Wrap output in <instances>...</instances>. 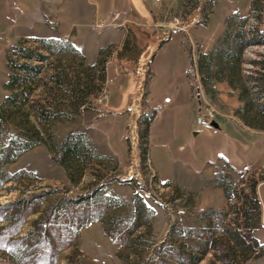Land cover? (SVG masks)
<instances>
[{
	"label": "rangeland",
	"instance_id": "rangeland-1",
	"mask_svg": "<svg viewBox=\"0 0 264 264\" xmlns=\"http://www.w3.org/2000/svg\"><path fill=\"white\" fill-rule=\"evenodd\" d=\"M49 1L0 0V174L8 178L0 185V264H264L253 242L239 247L231 237L251 231L264 195V120L255 119L264 106V0H172L177 17L208 25L209 39L217 40L202 34L191 43L182 33L188 63L194 55L200 62L212 53L233 54L235 88L213 86V75L200 74L202 88L194 85L190 102L178 83L181 49L173 39L145 71V99L120 112L97 106L103 65H86L67 40L48 41L50 53L46 39L18 35L33 29L38 15L55 24L44 13ZM162 32L161 40L179 34L175 26ZM20 63L40 66V73L28 75ZM67 77L87 80L78 101L64 94ZM135 78L134 70L133 82L113 92L112 101L129 103ZM197 94L217 111L218 127L196 124ZM103 126L119 136L121 156L113 154L118 139L99 134ZM68 134L81 135L86 154L65 170L58 158ZM171 157L173 164L220 175L216 184L223 181L225 195L215 188L209 229L204 223L206 229L189 230L178 216L176 186L160 180L173 176ZM161 207L167 219L157 218Z\"/></svg>",
	"mask_w": 264,
	"mask_h": 264
},
{
	"label": "crops",
	"instance_id": "crops-1",
	"mask_svg": "<svg viewBox=\"0 0 264 264\" xmlns=\"http://www.w3.org/2000/svg\"><path fill=\"white\" fill-rule=\"evenodd\" d=\"M174 8L172 0H50L44 13L53 17L56 21L55 24L45 23L43 21L44 14L38 15L33 29L23 31L18 35L27 33L38 39L43 37L42 39H46L47 42L67 40L73 49L77 50L81 61L86 65H103L105 75L101 82L109 87L108 109L112 112L124 110L129 103L121 104L119 96L112 101L110 95L122 89L126 90L130 80L131 82L134 80V70L138 65L144 63L147 68L152 67L158 53L163 49H168L173 39L178 40L181 49V66L179 68L181 76L178 83L188 89L190 102L194 100L190 93L194 85L195 90L202 88L199 80L200 74L213 75V86L226 84L228 90L235 88L226 77H216L218 59L216 53L207 57V60H210L207 67L203 61L198 62L199 56L195 55L191 64L188 63L186 51L181 45L183 42L182 33L186 34L191 43L195 42L202 34L206 35L207 42H216L217 40L209 39L208 25L196 26L189 24L188 20L185 21L187 25H184L183 28L181 26L176 28L179 30V34L172 32L165 40L160 39V32L162 33L164 29L175 24L177 15ZM116 12H118L117 16H115ZM207 49H211V46ZM161 55L163 56V53L159 57ZM2 62H4L3 59ZM132 88V86L129 90L127 88L128 93L125 101H128ZM111 101L113 105H110ZM97 130L106 139H111V137L114 140L118 139L117 143L113 142L114 145H117L114 155L121 156L124 153L119 136L112 135L110 127L103 126ZM170 161L174 168L173 176L165 179L160 178V180L166 182V185L173 183L176 186V196L180 201L178 216L185 220V223L190 227L189 230L198 229V227L205 228L210 224L209 220L214 218L215 188L225 195L224 186L221 183L223 181L216 184L220 180V175L217 174V170L212 168L193 167L188 164L180 166L178 161L173 164L172 157ZM195 193L198 196L194 198ZM259 205L260 212L257 222L252 226L251 231L247 232H250L256 241L255 250L264 251V195L259 198ZM157 210L159 211L157 218L167 219L162 207ZM201 221L202 223H200ZM208 233H210L209 230ZM243 240L244 243L248 242ZM259 258H264V255Z\"/></svg>",
	"mask_w": 264,
	"mask_h": 264
},
{
	"label": "trees",
	"instance_id": "trees-1",
	"mask_svg": "<svg viewBox=\"0 0 264 264\" xmlns=\"http://www.w3.org/2000/svg\"><path fill=\"white\" fill-rule=\"evenodd\" d=\"M37 41H41V42L44 41L45 42V40H43V39H37ZM44 42H43V44H44ZM45 47L50 53H55L51 49V46H50V44L48 42H47V45ZM19 54L22 57H31L30 56L31 53L29 51H26V50H19ZM232 55L233 54H230V53H227V54H222V52L216 53V57H218L217 62H216L217 77H219V75H224V76L228 75V77H229L228 80L230 81L231 84L233 83V80L237 78L235 75H237L238 70H239L238 64H237V58H233ZM44 59H45V55L38 54L37 60L42 61ZM209 61L210 60H206V59L203 61L205 63V67H207L209 65L208 64ZM16 67L20 71L24 70V72L27 73L28 75L39 74L40 73V66L34 67L31 64L20 63V64L16 65ZM61 74H62V72L59 71V75H61ZM18 75L19 74L16 73V75L13 76V78L15 80L13 78H11L12 85H13V83H15ZM65 75H66V73H65ZM261 75L263 76L264 74H261ZM55 78H56V76H55ZM66 79L68 80L70 87L67 88V89L64 88V92H65L64 94H66V93L72 94L75 98H77V100H75V101H78V99H79L78 98V93H80V89H85V88H83V85L86 84L87 80L85 81V84H83L81 79L77 80L76 82H73L68 77ZM26 80L30 81L28 78H26ZM246 80H247V78H246ZM57 81L59 82L60 79L57 78ZM64 82H65V80H64ZM58 84H61V83H58ZM64 85L65 84H63V87H64ZM237 87H239L243 91L247 90V88L244 87L242 84L237 86ZM58 90H60V89H58ZM263 91H264V89H263ZM51 92H52L53 95H55L54 94L55 93V87L51 88ZM247 108H249V104L247 105ZM257 112H258V114L256 116H258V117H256L255 119H256V121H261L262 122L264 120V106L260 105L258 110H257ZM243 120L247 124L250 123V121L248 120L247 116L246 117L243 116ZM82 144L83 143H82L80 134L79 135L68 134L64 138V140L62 141V143H61V145L59 147V155L60 156L58 158V161L64 166L65 170H69L68 166L73 165L74 162H76L77 160H80L83 157V155L86 154V151L83 148ZM6 158L7 157L3 156L2 157V162L6 161ZM69 176H70V173H69ZM7 179L8 178L6 176L4 177L2 174H0V185L2 184V182H4ZM253 201L257 202L256 200H253ZM245 215H246V212H245ZM231 237L236 240V243L238 244L239 247H241V246H248L249 247L250 241L254 242V245L256 246V244H255L256 241H255L254 237L250 234V232H245L243 234L242 238H241L239 236V234H236L233 231V232H231ZM243 239H245L248 242L244 243ZM232 249H233V251L237 250L234 247Z\"/></svg>",
	"mask_w": 264,
	"mask_h": 264
},
{
	"label": "built area",
	"instance_id": "built-area-1",
	"mask_svg": "<svg viewBox=\"0 0 264 264\" xmlns=\"http://www.w3.org/2000/svg\"><path fill=\"white\" fill-rule=\"evenodd\" d=\"M117 15H118V12L115 13V16ZM185 21H188L189 24H193L196 21V19L193 18L190 20L189 15L184 14L183 16H178L176 18L174 26L176 28H179L181 26L183 28L184 25H187ZM162 33L164 34L165 32H162ZM146 69L148 68L144 63L138 65L137 68L135 69L136 77H137L135 78V80L137 79L136 86H135V90L133 92V95L127 107L135 105L136 101L141 97L145 99L146 91H147L146 87H147V82H148V78L146 79L144 77ZM138 90H140L139 93H138ZM108 97H109V93L105 85L102 88L101 96L97 99V106L100 108L101 112L108 109ZM196 101H197L196 124L200 126L210 125V123L216 119L217 111L209 103H207V101H205V99L201 97L199 94L196 95Z\"/></svg>",
	"mask_w": 264,
	"mask_h": 264
},
{
	"label": "water",
	"instance_id": "water-1",
	"mask_svg": "<svg viewBox=\"0 0 264 264\" xmlns=\"http://www.w3.org/2000/svg\"><path fill=\"white\" fill-rule=\"evenodd\" d=\"M210 125L213 127H218V123L215 120H213Z\"/></svg>",
	"mask_w": 264,
	"mask_h": 264
}]
</instances>
